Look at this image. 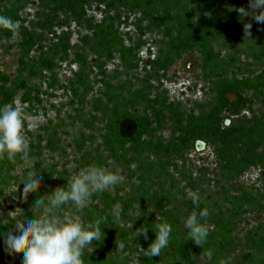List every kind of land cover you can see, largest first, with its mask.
I'll return each instance as SVG.
<instances>
[{"label": "rangeland", "instance_id": "1", "mask_svg": "<svg viewBox=\"0 0 264 264\" xmlns=\"http://www.w3.org/2000/svg\"><path fill=\"white\" fill-rule=\"evenodd\" d=\"M153 2L159 1L127 3L110 13L114 22L105 18L103 5L98 10L90 3L88 21L76 23L61 16L66 25L56 27L53 0H0V9L17 10L10 18L17 25L15 35L0 32V106L15 102L37 117L25 132L30 159H0V232L41 215L42 210L32 206L34 198L65 187L83 168L99 166L119 174L121 182L94 195L82 210L69 202L57 213L78 218L85 226L103 218L101 240L86 247L83 264H181L174 245L151 261H144L143 250L156 238L157 223L167 221L172 233L188 238L184 221L193 212L192 194L208 210L201 223L209 230L207 250L213 255L203 264L229 258L233 264H264L263 165L248 166L230 185L228 172L221 176L214 148L205 145L206 153L196 155L201 142L187 144L192 132L203 133L197 119L216 107L219 79L252 83L248 97L263 98L264 39L245 40L243 26L228 22L230 42L214 40L211 46L181 50L168 29L172 23L163 19L157 26ZM242 19L257 33L252 16ZM255 109L262 110L261 104ZM126 116L140 123V143L118 139V122ZM233 149L220 148L222 157ZM251 162L255 160L248 158L245 164ZM28 170L41 173L43 179L25 197L21 182ZM167 197L168 207L159 211L158 203ZM234 199H240L245 210L236 209ZM17 208L24 212L10 219L8 213ZM117 211L121 222L113 223ZM234 212L237 225L227 229L224 224ZM141 227L148 229L147 240L135 235ZM2 241L0 237V264H21V253L8 254ZM121 242L124 252L117 250Z\"/></svg>", "mask_w": 264, "mask_h": 264}, {"label": "trees", "instance_id": "2", "mask_svg": "<svg viewBox=\"0 0 264 264\" xmlns=\"http://www.w3.org/2000/svg\"><path fill=\"white\" fill-rule=\"evenodd\" d=\"M158 1V3H152V9L158 12L156 15V19H159L157 26L161 27L159 23L163 19L171 22L172 26L168 27V29L174 31L176 35L175 44L176 46H181V50H189L191 47H197L198 44L211 46V42L214 40H218V42L223 40L224 43L230 42L229 37L231 36L232 28L229 27L228 22L241 25L244 29V24L242 23L244 20L237 10L240 8H244L246 11L249 10V0H175L172 4H169L167 0ZM134 2H137V0H53L54 12L52 17L55 19L56 27L66 25V21L60 20L61 16L63 18L70 17L76 23H84V21H88L86 19V7L90 3H96L98 10H100L98 8L100 5L104 6L105 11H101L106 13L105 18L114 22L116 17H111L110 13L114 11V14H116L119 8L127 7V3L133 4ZM16 14L17 10L13 6H3L0 9V15L8 18L14 17ZM233 19H236V21H233ZM118 20L120 21V19ZM225 21L227 23L223 24ZM90 24L92 25L91 28L95 29L96 25H93L92 22ZM255 28L257 33L250 30L251 35L246 36V34H243V38L254 43V38H261L263 40L264 24L258 23L252 29ZM61 39L63 38H59V41ZM234 39H239V37H234ZM216 85L217 91H219L216 107L213 108L211 114L203 112L202 118L197 119V128L202 129L203 133L200 134L199 131L197 133L192 132L189 136L190 143L187 144L191 147L194 142H201V145H208L214 148L217 153V164L220 165L221 176L228 172L227 179L230 181V185H234L233 183L236 181L237 176L246 170L248 166L259 163V165H263L264 167V150L259 151L260 147H264V95L263 98L259 96L254 97V95L248 97V89H254L253 84L247 85V83L237 80L236 77L225 79L224 81L219 79ZM12 99L13 96L11 95L8 102H11ZM257 104H261L262 106V110L259 109V112L255 109ZM245 111L251 114L250 118L244 113ZM140 127V123L134 117H123L118 122V139L122 143H140ZM192 128L194 129L193 126ZM197 128L195 130H199ZM226 146L234 147L235 149L231 150L227 157H222L220 148ZM245 156L255 160V162L245 164L248 160ZM243 157L246 158L244 163L242 161ZM218 160L221 162H218ZM262 174L264 177V173ZM202 179L204 180L205 176ZM164 199L158 203L159 211L166 210L170 203V198ZM239 201L241 200L237 199V202L235 201L236 209L245 210L243 206L239 205ZM198 204V207L192 204L190 210L199 212L201 209H204L202 204ZM236 214L238 213L229 214L232 220L224 224L225 228L236 227L238 222L236 220L238 215ZM227 231L229 232V230ZM179 234L175 231L171 233V241L167 248L169 249L174 245V249L172 250L175 252V255L180 256L182 260L181 264L183 262L184 264H203L208 257L205 254L208 251L207 243L202 247H198L188 238L180 237ZM183 239L185 241L180 242ZM154 240L155 238H151L149 241L152 243ZM169 251L171 252V250ZM249 255L246 254L245 256ZM151 259L152 257L145 256L144 261H151ZM212 263L209 261L207 264ZM231 264H233V261H231Z\"/></svg>", "mask_w": 264, "mask_h": 264}, {"label": "clouds", "instance_id": "3", "mask_svg": "<svg viewBox=\"0 0 264 264\" xmlns=\"http://www.w3.org/2000/svg\"><path fill=\"white\" fill-rule=\"evenodd\" d=\"M237 11L241 17L252 16L255 22L264 24V0H249L248 11L244 8ZM16 27V22L0 15V29L9 30L15 35ZM251 27V23L244 24L246 36L251 35ZM36 119L37 117L25 110V106L15 102L14 105L0 106V159L6 158L13 163L17 156L22 160L30 159L26 151L25 132L34 126ZM42 179L41 173L28 170L21 182L23 195L27 197ZM121 179L119 174L104 167L91 166L81 169L71 176L65 187H58L50 194L32 200V206L42 210L41 215L19 220L14 230L0 232L5 250L8 254L21 253V264H83L82 256L86 247L92 245L93 240H101L103 233L100 225L104 222L103 218L85 226L78 218L61 217L57 213L69 202L74 204L77 210H82L94 195L118 185ZM191 198L193 204L198 207L199 198L195 194H192ZM114 208L118 209L119 206ZM23 212L24 210L17 208L14 212H9L8 217H20ZM207 216L208 210L205 208L199 212L193 211L184 221L188 239L198 247L207 243L209 230L201 223ZM120 222L121 217L117 211L113 223ZM147 231L146 227H141L135 231V235H143L147 240ZM172 231V225L167 221L157 223L154 230L156 238L143 250L144 255L160 256L162 250L169 246ZM125 247L123 242L117 243L118 251L124 252ZM205 254L209 258L213 255L211 250ZM220 264H231V260H222Z\"/></svg>", "mask_w": 264, "mask_h": 264}, {"label": "flooded vegetation", "instance_id": "4", "mask_svg": "<svg viewBox=\"0 0 264 264\" xmlns=\"http://www.w3.org/2000/svg\"><path fill=\"white\" fill-rule=\"evenodd\" d=\"M206 146L205 145H201V144H198L195 148V154L196 155H204L206 153Z\"/></svg>", "mask_w": 264, "mask_h": 264}]
</instances>
